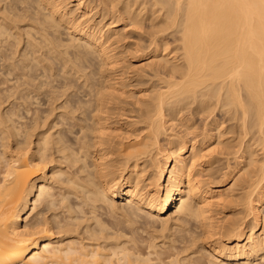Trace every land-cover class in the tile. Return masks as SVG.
Segmentation results:
<instances>
[{
	"label": "bare ground",
	"instance_id": "bare-ground-1",
	"mask_svg": "<svg viewBox=\"0 0 264 264\" xmlns=\"http://www.w3.org/2000/svg\"><path fill=\"white\" fill-rule=\"evenodd\" d=\"M0 149V264H264L261 0H0Z\"/></svg>",
	"mask_w": 264,
	"mask_h": 264
},
{
	"label": "rangeland",
	"instance_id": "rangeland-1",
	"mask_svg": "<svg viewBox=\"0 0 264 264\" xmlns=\"http://www.w3.org/2000/svg\"><path fill=\"white\" fill-rule=\"evenodd\" d=\"M147 23L144 25V29L146 30L147 28ZM121 27V26H120ZM120 27H117L118 29L120 28ZM131 29L129 28V30H128V32L130 31ZM133 31H134V29H133ZM140 31V30H139ZM64 30L63 29H61L60 30V33H61V39L65 42L67 39H66V36H65V34H64ZM136 32V31H135ZM144 32H146V31H144ZM131 33V32H130ZM137 33H138V30H137ZM137 33H132L131 35L130 34H128L129 35V37H130V39L128 40V39H126V40H128L127 42H125L124 44H135L136 42H138L139 43V45H141V46H146V44H147V41H146V37H145V35H143L142 37L143 38H140L141 40H139V38H138V36L140 35H138ZM140 37V36H139ZM144 39V40H143ZM144 41V42H143ZM169 48H172L173 46H174V44L170 41L169 42ZM44 91H48L46 88H42V90H40V91H38V92H33L32 94H30V96H33L34 97V101L32 100V101H28V99H26V101H25V103L24 102H22V101H16V102H21V103H24V104H26V105H30V106H32V108H37V107H39V106H41L42 108H44V106H45V104H46V107H47V98H46V96H44V93H46V92H44ZM29 96V97H30ZM32 104V105H31ZM44 104V105H43ZM45 107V108H46ZM203 124H204V122L203 121H197V126H198V128L199 129H201L202 127H203ZM1 150V149H0ZM235 156H233V155H230V156H225V154L223 155V156H219L218 157V160H217V162L212 166V168H211V170L209 171V172H203V173H201L202 174V180H205V181H208V182H211V183H216V182H218V180L222 177V175L227 171V169L230 167H233V165H234V162H235ZM1 167V166H0ZM210 175H211V178H210ZM200 179V180H201ZM201 180V181H202ZM207 183V182H206ZM160 241V240H159Z\"/></svg>",
	"mask_w": 264,
	"mask_h": 264
},
{
	"label": "snow or ice",
	"instance_id": "snow-or-ice-1",
	"mask_svg": "<svg viewBox=\"0 0 264 264\" xmlns=\"http://www.w3.org/2000/svg\"><path fill=\"white\" fill-rule=\"evenodd\" d=\"M261 5L264 6V0H261Z\"/></svg>",
	"mask_w": 264,
	"mask_h": 264
}]
</instances>
